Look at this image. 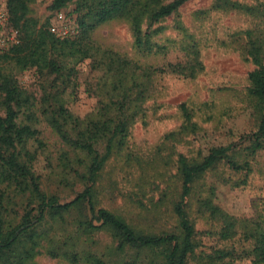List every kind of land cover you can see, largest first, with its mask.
Wrapping results in <instances>:
<instances>
[{"label": "trees", "instance_id": "1", "mask_svg": "<svg viewBox=\"0 0 264 264\" xmlns=\"http://www.w3.org/2000/svg\"><path fill=\"white\" fill-rule=\"evenodd\" d=\"M34 1L7 0L10 22L19 31L20 40L0 48V182L7 184L0 194V264H30L44 247L51 258H65L74 264L83 261L89 264H190L192 258L197 264H236L245 257L252 258L255 264H264V219H236L225 213L213 205L214 187L208 188L206 197L203 187L195 191L196 180L223 162L237 172L249 174V159L264 149V4L243 6L233 0H217L215 4L217 10L239 11L258 21L238 33L244 40L243 55L254 65L248 74L247 97L255 130L244 133L227 146L211 148L202 158L188 157L176 151L174 142L184 140L182 134H189L188 130L194 132L197 125L192 122V112L182 104L180 112L184 123L180 131L168 135V140L172 141L169 145L162 142L152 151L178 153L175 161L173 154L170 155L169 163L164 157L147 160L135 154L139 152L130 145L132 129L146 117L148 103L157 99L161 77L174 75L194 79L205 70L201 47L198 41L186 35L180 42L175 39L166 43L153 41V34H158L160 29L145 33L142 24L144 19L149 20L151 29L191 0H77L75 12L79 20L75 37H60L50 29L48 22L39 25L32 19L29 5ZM73 1L54 0L51 9L61 11ZM121 19L130 23L135 49H145L156 56L178 48L185 54L184 59L150 63L94 41V32L100 26ZM179 31L184 32L185 28L180 26ZM85 60H90L91 69L98 72L96 81L86 89L88 95L96 99V106L79 116L70 110L68 101L77 87L73 79L77 78L78 67ZM30 69L54 78L53 90L43 94L40 108L36 98L16 77V72ZM40 116L66 148L58 159L62 170L57 175L59 184L70 186L73 181L84 186V190L67 203H62L57 196L47 195L32 171L37 150L44 148L37 128ZM35 144L37 148L33 151ZM112 159L119 161L123 181L139 192L160 187L169 177L170 165H176L174 177L180 179L181 191L173 212L179 233L140 232L111 211L97 208L95 188ZM169 190L171 188L167 192ZM18 197H27L30 204L21 215L14 209V200ZM194 197L202 216L208 214L209 218L221 220L218 235L222 242L239 238L250 244V249L227 246L197 255L199 232L189 213V203ZM74 210L85 215L79 230L110 234L115 242L112 251L109 248L110 251H93L91 247L77 250V244L71 249L67 242H60L67 232V216ZM206 235L214 234L208 231Z\"/></svg>", "mask_w": 264, "mask_h": 264}, {"label": "rangeland", "instance_id": "2", "mask_svg": "<svg viewBox=\"0 0 264 264\" xmlns=\"http://www.w3.org/2000/svg\"><path fill=\"white\" fill-rule=\"evenodd\" d=\"M54 0H35L29 5L30 17L39 25L48 22L50 29L60 37H75L78 34L79 14L75 12L77 0H74L61 11L51 9ZM243 6L264 4V0H233ZM217 0H191L183 5L172 16L160 21L149 29L150 21H143V31L153 33L152 40L166 43L168 40L184 39V35L200 43L202 61L205 70L194 79H184L174 75H165L158 80L159 95L148 103L146 117L136 123L132 129L130 145L133 150L145 159L164 157L170 163L178 153L188 157H204L213 147L227 146L238 141L244 133L255 130V121L251 115V103L247 97L249 87L248 74L254 69L242 51L243 38L238 35L257 24V20L239 11L215 9ZM185 31L180 32L179 27ZM193 37V38H192ZM188 38V40H190ZM95 42L104 47L119 51L124 55L150 63L177 62L184 59L185 54L178 48L167 53L149 54L145 49H135V37L129 21L115 20L100 26L93 35ZM20 34L11 22L7 0H0V48H7L18 43ZM243 40V41H242ZM77 83L68 107L79 116H84L96 106V99L86 92L89 84L94 83L98 72L90 67V60H85L78 67ZM16 77L41 107L43 94L53 90L54 78L41 75L36 69L16 72ZM55 91V90H54ZM186 104L193 114L192 122L197 125L194 132L182 134L184 140L175 141L178 153H152L162 142L169 145L168 135L180 131L184 119L180 106ZM37 128L44 148L37 150V157L32 171L40 179L41 188L47 195L57 196L62 203L72 201L84 190L82 183L70 186L59 184L57 175L62 171L58 166L61 153L66 150L56 134L46 125L40 116ZM32 148V145L31 147ZM37 148L35 144L32 148ZM242 148H240L241 150ZM176 154V156L174 155ZM172 157V156H171ZM245 159V158H243ZM251 172H237L223 162L215 169L208 171L196 180V190L204 188V196H208V188L214 187L215 194L211 197L213 205L236 219L262 217L264 219V149L249 159ZM58 167V168H57ZM176 165H170L169 177L160 187L139 192L122 179L119 161L111 160L102 171L99 183L95 188L97 208H104L124 219L134 229L149 234L179 233L177 218L173 207L181 191V181L175 178ZM248 175V176H247ZM7 184L0 182V194L6 190ZM171 188L167 192V189ZM168 193V196H164ZM160 198V203L156 204ZM14 209L21 215L29 207L28 198L18 197ZM197 199L189 203V213L196 231L200 248L196 251L211 253L215 248L234 246L240 250L250 244L241 242L239 238L232 242H222L218 235L220 219L209 218L198 211ZM28 205V206H27ZM85 219L78 211L67 216V232L60 242H67L71 249L77 244V250L90 248L93 251H110L115 242L106 231L84 233L79 230L80 223ZM213 236H207L206 232ZM96 242L97 245H93ZM109 248V249H108ZM236 264H255L252 258L238 259ZM30 264H74L65 258H51L42 249ZM77 264H89L85 261ZM190 264H197L193 258Z\"/></svg>", "mask_w": 264, "mask_h": 264}, {"label": "built area", "instance_id": "3", "mask_svg": "<svg viewBox=\"0 0 264 264\" xmlns=\"http://www.w3.org/2000/svg\"><path fill=\"white\" fill-rule=\"evenodd\" d=\"M66 37V36H65Z\"/></svg>", "mask_w": 264, "mask_h": 264}]
</instances>
